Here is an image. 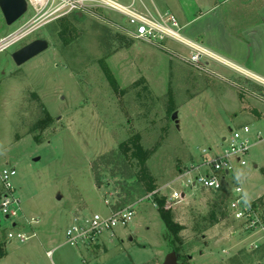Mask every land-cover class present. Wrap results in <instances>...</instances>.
I'll use <instances>...</instances> for the list:
<instances>
[{"label": "rangeland", "instance_id": "rangeland-1", "mask_svg": "<svg viewBox=\"0 0 264 264\" xmlns=\"http://www.w3.org/2000/svg\"><path fill=\"white\" fill-rule=\"evenodd\" d=\"M240 1L245 0H236L234 16L247 20L252 14ZM60 14L41 18L33 31L0 52V170L17 169L14 183L23 219L40 217L53 235L50 242L40 232L25 242L11 240L8 233L19 227L0 213L6 253L0 264H163L171 251L167 227L155 196L148 198L145 182L137 180V160H124L120 149L123 141L138 137L154 150L148 166L157 194L166 197L175 221L184 226V245L176 243L181 261L264 264V255L251 248L263 240L261 230L240 231L228 212L202 230L215 193L177 182L203 148L219 150L224 137L248 124L252 144L243 156L247 164L235 161V170L264 219V121L257 118L264 113V86L258 88L215 61L204 67L188 62L183 56L190 50L178 42L156 44L126 36L113 22L127 24L126 18L115 10L91 6ZM32 16L30 8L8 25L0 8V38ZM63 25L70 26L67 42L59 34ZM39 38L47 39L49 48L18 66L12 53ZM262 46L264 52L263 37ZM104 66L116 78L117 90ZM175 111L178 124L172 118ZM259 131L263 138L256 140ZM229 181L237 183L234 176ZM173 188L183 199L171 200ZM132 203L135 214L128 225L105 231L97 242L66 243L69 227ZM54 246L50 257L47 251Z\"/></svg>", "mask_w": 264, "mask_h": 264}, {"label": "built area", "instance_id": "built-area-1", "mask_svg": "<svg viewBox=\"0 0 264 264\" xmlns=\"http://www.w3.org/2000/svg\"><path fill=\"white\" fill-rule=\"evenodd\" d=\"M29 9L32 8L33 16L30 20L17 30L0 38V52L6 50L28 33L36 28V23L43 17L60 12L61 15L71 13L76 9H86L91 6L99 8L112 9L119 12L126 18L127 24L113 21L117 29L128 37L156 44L166 43L172 40L184 45L190 53L183 56L188 62L200 67L207 65L209 61H218L228 67L230 64L197 42L191 41L184 35V26L181 24L176 14L171 11L151 12L140 10L136 7L135 0L132 4L125 5L116 0H27ZM141 2V0H140ZM28 9V10H29ZM244 72L241 69H238ZM247 76L261 80L245 71ZM251 129L248 125L233 129L231 135L225 138V146L219 147V150L213 148H203L200 159L193 162L185 170L177 182L185 187L199 186L213 192H221L225 187H229L232 198L226 206V210L232 218L239 223L240 231L255 233L257 230L263 232L264 240V219L258 203L249 200L246 197L244 188L236 175L235 161L241 165L247 162L243 158L246 152L251 148V142L248 135ZM256 140L263 138L261 132L255 135ZM17 175V169L13 166H6L0 170V213L6 219L13 222V227H19L17 232L10 231L9 239H17L25 242L36 237L34 228L41 222V218L33 216L23 219L22 200L17 193L14 178ZM234 176L237 183L230 185V178ZM231 186V187H230ZM158 190L151 192L147 197L157 193ZM171 200L179 201L183 199V193L173 188L170 194ZM134 206L132 203L126 207L111 210L108 215L95 213L91 218H87L82 224H76L69 227L66 231V243L76 245L78 243L88 244L99 241V237L105 231H112L118 225L126 226L134 217ZM241 234V232H239ZM263 240L251 245L253 250L260 249L263 246ZM47 254L52 257L53 250H48Z\"/></svg>", "mask_w": 264, "mask_h": 264}, {"label": "crops", "instance_id": "crops-1", "mask_svg": "<svg viewBox=\"0 0 264 264\" xmlns=\"http://www.w3.org/2000/svg\"><path fill=\"white\" fill-rule=\"evenodd\" d=\"M263 1H240L239 6H245L249 11L248 15L252 14L248 16L247 20L234 16L235 6H237L235 4L237 3L236 0H151L150 3L146 0H141V2L139 0V5L135 4L140 10L151 12L168 10L173 12L184 26L183 31L186 38L202 44L213 54L228 62L230 67L218 61L215 62L230 68L238 75H244L245 78L249 79L247 82H252L256 86L258 85V88H261L264 86L261 80L247 76L244 72L247 71L254 77L264 79V52L262 49V37L264 38L262 30L264 27ZM132 2L124 4L130 5ZM210 62H207V66H209ZM241 87L246 91L248 90V87L244 85ZM261 93L263 97L261 99L264 100V92ZM258 108L263 109V106L260 104ZM257 118L259 121H264V113H262L261 117ZM245 125L248 124H244L243 126ZM119 208L123 207L113 206L112 210ZM37 228L38 231L34 228L37 236L38 232H40L50 242V239L53 237L52 227L44 225L41 220ZM55 248L54 246V248L49 250L54 251Z\"/></svg>", "mask_w": 264, "mask_h": 264}, {"label": "trees", "instance_id": "trees-1", "mask_svg": "<svg viewBox=\"0 0 264 264\" xmlns=\"http://www.w3.org/2000/svg\"><path fill=\"white\" fill-rule=\"evenodd\" d=\"M68 32H70L69 25H63V27H61L59 31L60 37L65 42H67L68 39L67 37ZM104 70L111 85L114 87L115 90H117L119 88V85L113 73L106 66H104ZM145 89L148 90L147 87H145ZM44 111H46L47 114L46 120H50L51 117L49 113L47 112L46 109ZM139 140L140 137H138L137 140L130 138L128 140L123 141L120 144L121 153L124 155L123 156L124 160L130 161L131 158L137 160L136 163L140 169L139 170L140 173L137 172L135 174L137 180L138 181L143 180L145 182L146 185L143 191L153 192L157 190L156 181L154 176L150 173L148 160L153 155L154 150L145 148ZM157 193L154 194L155 201L157 203L160 216L163 219L168 230V237H169L171 250H175L177 253L181 255L180 249L176 243L179 242L180 246L184 245L183 238L180 236V233L184 229V226L175 221L173 213L170 208L171 206H169L166 197L165 196L160 197ZM213 193H215V198L211 202V208L209 210L208 215L204 218V220L207 223L205 224V226H203L202 230H206L209 227L214 226L215 224L219 223L223 219V217L226 216L227 213L226 206L229 200L232 198L229 187H225L221 192H213ZM0 198H1V187H0ZM254 252L258 255L260 254L264 255V245L260 249L254 250ZM5 254L6 253L3 248V245L0 242V258L4 257ZM187 256H189V254H187Z\"/></svg>", "mask_w": 264, "mask_h": 264}, {"label": "water", "instance_id": "water-1", "mask_svg": "<svg viewBox=\"0 0 264 264\" xmlns=\"http://www.w3.org/2000/svg\"><path fill=\"white\" fill-rule=\"evenodd\" d=\"M0 8L7 24L12 25L28 12L29 5L27 0H0ZM48 48L49 41L44 38H39L15 50L12 53V58L15 63L20 66ZM172 118L177 124L179 123L177 111L173 113ZM189 258H192V256L189 255ZM163 264L184 263L181 261V255L175 250H171L166 255Z\"/></svg>", "mask_w": 264, "mask_h": 264}, {"label": "flooded vegetation", "instance_id": "flooded-vegetation-1", "mask_svg": "<svg viewBox=\"0 0 264 264\" xmlns=\"http://www.w3.org/2000/svg\"><path fill=\"white\" fill-rule=\"evenodd\" d=\"M19 66V65H18Z\"/></svg>", "mask_w": 264, "mask_h": 264}]
</instances>
